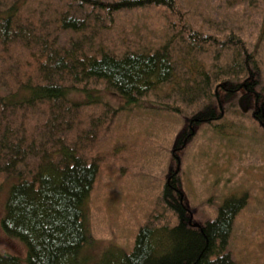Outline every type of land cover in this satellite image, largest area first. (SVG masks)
Masks as SVG:
<instances>
[{"label": "trees", "instance_id": "16d2710c", "mask_svg": "<svg viewBox=\"0 0 264 264\" xmlns=\"http://www.w3.org/2000/svg\"><path fill=\"white\" fill-rule=\"evenodd\" d=\"M178 1L59 0L58 6H51L48 0V7L35 12L31 0H0V175L18 179L8 188L0 222L5 233L26 244L27 264H239L228 243L247 197H226L213 219L195 225L182 202L175 171L167 177L161 202L177 215L176 224L140 226L128 252L107 246L93 260L85 251L91 236L83 205L100 164L98 158L89 160L81 154L79 134L68 140L69 131L80 124L79 108L91 102H77L69 95L83 92L89 97L88 84L102 81L106 89L132 104L177 79L176 43L184 38L194 49L212 38L190 24ZM149 6L163 7L171 16L166 19L168 37L159 46L117 55L86 35L107 29L118 11ZM75 34L86 38H74ZM228 39L233 58L227 68L214 73L217 90L210 91L211 76L203 70L205 85L193 83L198 93L209 91L211 100L190 116L185 140L193 135L194 123H207L222 114L221 89L235 94L244 87L243 97L264 123L262 89L254 96L250 93L259 85L260 60L233 33ZM191 72L193 78L197 72ZM222 72L230 78L220 79ZM0 264L22 263L15 255L0 253Z\"/></svg>", "mask_w": 264, "mask_h": 264}, {"label": "rangeland", "instance_id": "374dc122", "mask_svg": "<svg viewBox=\"0 0 264 264\" xmlns=\"http://www.w3.org/2000/svg\"><path fill=\"white\" fill-rule=\"evenodd\" d=\"M58 1L49 0V5L58 6ZM178 2L190 24L212 38L194 49L184 38L181 44L176 43L177 79L132 104L106 89L102 81L88 84L89 97L83 92L69 95L77 102H91L79 108L80 124L69 131L68 140L79 134L81 154L89 160L98 158L100 164L93 190L83 205L91 236L85 251L93 260L107 246L128 252L140 226L176 224L177 215L161 202L167 177L175 171L182 202L195 225L213 219L226 197H247L234 220L228 249L239 264H264V123L255 118L253 107L243 97L246 89L240 87L235 94L221 89L222 114L207 123H194L193 135L184 139L190 132V116L211 100L209 91L198 93L196 85H205L200 71L211 76L209 89L213 91L218 88L212 80L214 73L231 64L230 33L242 39L260 60L259 85L250 93L254 96L253 92L262 89L264 94V0ZM29 6L36 12L41 6L48 7V0L41 4L31 0ZM168 16L171 18L163 7L123 9L113 15L107 29L97 28L86 35L94 36L96 45L101 43L117 55L130 49H149L168 37ZM191 70L200 75L192 78ZM222 73L220 79L230 78L228 72ZM228 94L232 97L226 98ZM17 181L0 175V220L8 188ZM0 253L15 255L27 264L26 244L5 233L1 222Z\"/></svg>", "mask_w": 264, "mask_h": 264}]
</instances>
